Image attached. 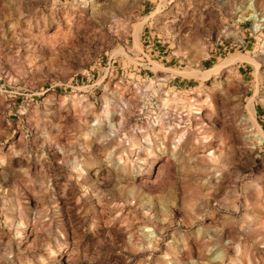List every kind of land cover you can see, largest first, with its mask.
Returning <instances> with one entry per match:
<instances>
[{
    "label": "rangeland",
    "instance_id": "obj_1",
    "mask_svg": "<svg viewBox=\"0 0 264 264\" xmlns=\"http://www.w3.org/2000/svg\"><path fill=\"white\" fill-rule=\"evenodd\" d=\"M263 42L264 0H0V264H264Z\"/></svg>",
    "mask_w": 264,
    "mask_h": 264
},
{
    "label": "bare ground",
    "instance_id": "obj_2",
    "mask_svg": "<svg viewBox=\"0 0 264 264\" xmlns=\"http://www.w3.org/2000/svg\"><path fill=\"white\" fill-rule=\"evenodd\" d=\"M261 20H263V19H261ZM263 44H264V42H263ZM238 58L242 59V57L233 56L230 59L222 62L221 64H219L217 66H215L214 68L211 67L210 69H208L206 71H203V72L202 71L201 72L200 71H196V70H189V71L183 70V71H179L178 73H180L183 76H190V77L191 76H195V77H199V78H205V77H208L209 75L211 76L212 74L218 73V71L220 70V68L222 66L226 65L228 62L230 63L231 61H234L235 59L237 60ZM259 138L263 139L264 137L260 136Z\"/></svg>",
    "mask_w": 264,
    "mask_h": 264
}]
</instances>
